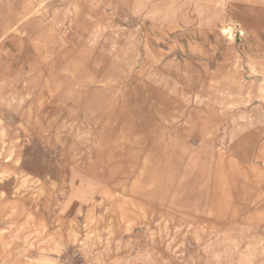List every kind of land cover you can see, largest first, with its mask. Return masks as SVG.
Instances as JSON below:
<instances>
[{
    "label": "rangeland",
    "instance_id": "rangeland-1",
    "mask_svg": "<svg viewBox=\"0 0 264 264\" xmlns=\"http://www.w3.org/2000/svg\"><path fill=\"white\" fill-rule=\"evenodd\" d=\"M90 263L264 264V0H0V264Z\"/></svg>",
    "mask_w": 264,
    "mask_h": 264
},
{
    "label": "bare ground",
    "instance_id": "bare-ground-1",
    "mask_svg": "<svg viewBox=\"0 0 264 264\" xmlns=\"http://www.w3.org/2000/svg\"><path fill=\"white\" fill-rule=\"evenodd\" d=\"M84 242V241H83ZM86 242V241H85ZM85 246V245H84ZM91 246V245H90ZM87 251V250H86ZM101 253V252H100ZM92 254V253H91ZM98 254V253H97ZM104 254V253H103ZM100 255V254H99ZM93 256V255H92ZM92 258V257H91ZM101 258V257H100ZM102 259V258H101ZM101 263V261H99ZM91 264V263H90Z\"/></svg>",
    "mask_w": 264,
    "mask_h": 264
}]
</instances>
